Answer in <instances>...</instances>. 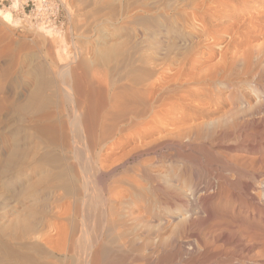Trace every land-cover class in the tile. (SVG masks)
<instances>
[{
    "label": "rangeland",
    "instance_id": "374dc122",
    "mask_svg": "<svg viewBox=\"0 0 264 264\" xmlns=\"http://www.w3.org/2000/svg\"><path fill=\"white\" fill-rule=\"evenodd\" d=\"M104 1H106V0H104ZM104 1L100 2V3H102V4H100L99 1L97 3L96 0H61V2L63 4V8H62V12H61L60 21L57 24V26L49 27V28H46L43 30H37V29H34L31 27L28 20H26V15H25V17H23V16L18 15V13H13L12 22H10V23L7 22L4 19V16L2 14L7 13V12L11 13L9 8L12 7L15 0H0V50L3 51L2 55L0 56V101H1V99H4L5 104H7L8 99L11 100V101H8V103L9 102L11 103L10 107L9 106L7 107L6 105L4 107H0V168H1L0 173L8 172V174L5 173V175L4 174H2V176L0 175V182H1L0 183V186H1L0 187V193H1L0 194V216L8 215V213H9L8 219L11 223L12 222L11 220H16L15 218H17V215L18 214L20 215V213L24 209L23 202H26V204L28 206L30 204V206L33 209H35V211H36V218L35 219H37L39 224L42 225L41 227H44L45 230L46 229L49 230V227H50L49 225L52 223V221H54L51 219L53 217V215L55 214L54 210H57L59 208L61 211L59 209H58L59 211L58 210L56 211L59 214V212L61 213L63 208H64V207L62 208V206L68 204L70 206L72 205V208H70L71 210L69 209V211H68V214L70 212V214H69L70 216L67 214L69 217H67V215H65V216L61 217L60 219L55 218L56 220L54 222H58L57 224H59V222L60 223L65 222L68 219L71 220V218H73L72 220H74V218L76 216L77 219L76 218L75 219L78 220V222H79L78 224H80L79 220H81V217L82 218L85 217L86 220H88V222H86V225H88V227L92 226L91 223H92V221L96 220V218H98V220H99V221H97L98 224L102 225L103 220H100L101 214H99V212L103 209V206L99 207V205H100V203L101 204L103 203V199H101V198L104 197V193H105L104 190L106 189V186L110 187V188L112 187L114 189V191L117 190L116 187L118 186L119 188L117 187L118 188L117 191H119L121 188V185H122L121 191L123 193H124L123 189L130 186L131 188L130 187L129 188L131 189V194H127L128 199L125 198V200H126V201L124 200L125 205L124 204L123 205L127 208L132 207L134 217H138V218L141 217V218H139L140 221L138 220V222L135 221V223H134V225H136V223H137V224H139V226H137V228H135L132 231V234L129 237L130 244L132 242L131 246H129L130 245L129 244L128 247H126V249H125V247H123L124 249L122 248V250H120L121 248L115 246V249H117L115 253L117 255L115 254L116 257L114 256V258L113 257L111 258V260L108 262L109 264H122V263L123 264H127V263L130 264L131 263L132 264L133 262L134 263L136 262L135 264H137V263L138 264H146L147 259H149L150 264H254V263L255 264H264V252H263L264 242L263 241H256V240L254 241V239L249 238L250 236H249V233H247L248 231L247 232L245 231L246 235H245V233L242 235L240 233L241 230L234 229L231 225H230V227H231L230 228L229 225H227V223L231 220V216H232L231 211L234 209L233 207L236 205L237 210L239 209L238 211L244 213L245 215L248 213L246 215V217L244 214H241V216L244 217L243 220L245 221V224H244L245 230L250 228L249 230H252V231L264 232V212H263L264 207H262V206H264L263 205V203H264V197H263L264 196V190H263L261 184L259 183V181H257V180L255 181V179H253V178L251 179V176L247 173L246 166H248V165H244L245 167L243 166L244 167V169H243V168H241L242 165L239 168V164L233 165V163H231L232 164L231 165L230 161H229L230 158L232 157L231 161L233 162V160H234V163H235V159L231 155H235L234 157L236 158V156H238V154L241 153L240 152L241 148H247V147L256 146L259 144V142L258 143L255 142V140H257L260 137L255 132V130L257 132H260V135H261L262 128H261L260 124H259V126H260V128H259V126H257L258 124L249 123L247 130L245 129V127H247V122H245L247 120V117L249 120L251 118H249L250 117L249 112L247 113L249 116L248 115L245 116L244 107L246 105H248L249 102L254 103L256 96L253 92H255L256 87L258 88V85H260L261 81H262L261 82L262 85H260L261 86V92H264L263 91L264 90V85H263L264 77H261L262 75L264 76V73H263L264 72V69H263L264 68V65H263L264 58H260V59L257 58V60H256V57H255V59L253 60V63L256 64L257 63L256 61H258V60H259L258 62L261 61L262 63L261 62H260L261 64L257 63L258 65L256 64V66L254 64V66H255V68H253L254 70L252 71V73L250 75H248V76H250V78L249 77L246 78V77L242 76L243 75L242 74V66L237 67L235 70L233 69L235 71V73H234V71L232 73H230L229 71H227L229 67L227 68V66H226L227 64H226L225 70H223L224 65H223V68H222V66L220 67L221 69L218 68L219 69L218 72L215 68L211 69L212 71L210 70L208 75L205 76L203 79H201L202 81H198L199 84H198V82H196V83L190 82L189 84H185L184 87H187V86L191 87L190 85H192V87H191L192 90L195 89L194 92H196L197 95H195V96H197V97H194V98L198 99L195 102V104L198 105L199 107L202 105L201 108L209 110L208 111L209 113L205 112L206 113L205 119L203 121H200L203 124H204V122L207 123V124L205 123L206 125L201 124L202 126L199 127L200 128L199 133L202 132L201 133L202 141L199 138L200 140L198 139L197 141H193V142H191V145H189L190 143L185 141L188 139L184 138V139H182L183 141H185V142L182 141L183 145L180 143H177V141H172V142L168 143L167 145H164L163 147L156 148L157 150L155 149L153 152L151 151L149 154L146 153L142 156L138 155V157H137V155L135 157L134 154L129 155L130 157L133 156V158H130L129 156L126 157V159L123 160L125 163L123 161H121L119 164H117L116 169L114 168L115 171L112 169L113 171H111L112 172V173H110L111 175L106 173V172H108V170H107L105 172L106 174L103 172V174H105V175H103L104 180H101V179H100V181H99V179H96L97 181L95 180L96 186H98V187H96L97 190L92 189L94 192L92 190H90V191H92L93 195L90 196V194H92L90 192L87 195V197L84 198V200H83L84 202H82V203H85V205H83L84 207H82L84 209V210H82V212H81V208L79 211L78 207L77 208L75 207L76 206L75 201H78V199H75V197H73L75 199L74 200L72 198V196H70V195H69L70 198L66 197V196H68V194L66 193V191L63 187L61 188L62 183L54 177L55 175L57 177L58 170H61L59 167L56 168L58 170L55 169V167H57L58 165H55V163H52L51 165H53V166H51L49 164L51 162L46 163V162L41 161L40 157H42L44 152L39 151L38 149L43 148L44 145H41L40 143L38 144L40 139L34 133V130H33L34 129L33 125H34L35 121H33V118H31V116H32L31 114H28L25 111H21L18 109L19 104L24 103L25 100L30 95V93L34 90L35 85H34L33 80H32V77L34 75V72L32 69L33 63H37L38 60L39 61L41 60L42 62L45 63V67L47 68V72L51 71L52 73H56V72L58 73L63 66L70 64V62H72V59L74 60L75 59L74 57H76L77 58V61H76L77 64L80 63L81 61L86 62L87 66H88V73H89L88 76H90L89 77L90 80H92V81L94 80L96 82H99L100 79L101 80L105 79L104 78L105 73L106 74L109 73L108 70L106 69L107 68L106 67L107 59L105 57V54H103V51L105 49H107L109 46H111V44L114 42L131 38L132 35L133 36L135 35L136 30L139 33L138 39H141V41H142V38H144L143 33L145 32V26L147 24H149L152 27V31H153L152 41H153V47L154 48H161L162 50L173 49L175 51H178V50L182 51V52L186 53L187 55L191 54L193 57L191 56L192 59H191L190 63L192 64V61L194 62V60L197 59V60H195L193 65H196L200 70L202 69V71H205V69L208 70V68L217 64V62L220 58V55H219L220 48L217 46L218 43L216 44V42L218 41L220 36L222 37L223 40H228V35H226L227 34L226 32H228L229 27H231V23L233 24V21L237 20V18H239V17L240 18L241 17L247 18V17H250L251 14H252V16H256L258 14V12H260V9L258 10L254 6L252 7L250 5H245L243 9H240V11L238 12L237 17L235 19V17H232V16L228 17L227 15H224L223 13H219V12H221L222 7L215 9V7H214L215 4H214V2H212V0H207V4L205 6L206 9L204 8L203 2L202 1L200 2V0H141V1L140 0H107L108 3H105ZM153 2H154V4H153ZM127 3L129 5H132L134 3L133 5L137 6V7L138 6L147 7V5H148V10H147V8H145L146 9L145 12L139 11V14L142 13L140 15L141 17L138 14V16L140 18H138L137 20H135L131 24L127 25V24H124L122 22H115L114 17L111 16V12H113V13H114V11L116 12V10H119L121 6H123ZM199 4H201L202 6H200ZM250 10H251V12H250ZM107 14H109V16H107ZM221 20H223V21H221ZM201 24H202V26H201ZM219 24H220V26H219ZM224 27L225 28L227 27L226 28L227 30ZM204 28L205 29L207 28V29L205 30ZM218 30H219V32L221 30H224V32L221 31L224 34L219 33ZM230 31H231V29L229 30V32ZM40 38H42V40ZM55 41L56 42L58 41L59 43L58 42L56 43ZM261 42H264V40H261ZM58 46H60L64 50L58 51L56 48ZM222 47H224V45ZM227 52H228L227 54H229V53L230 54L229 55L226 54V57L230 58L232 56V53L228 50H227ZM215 54H216V56L214 57L213 55H215ZM218 55H219V57H217ZM215 58H217V59H215ZM214 60H215L216 64H215ZM17 61L19 62V64L17 66H14L15 67V69H14V67L12 66L13 62L15 63ZM196 61H198L199 65L197 64ZM226 61H228V59ZM229 61H230V59H229ZM76 63L71 64V67H74V66L76 67L77 66ZM208 64H209V66H208ZM211 64H213V65L211 66ZM259 64L262 66V68L260 67ZM216 67H218V66H216ZM258 67H260L261 69ZM72 69H74V68H72ZM102 69L104 71H107V72L104 73V71ZM93 72H94V74H93ZM100 72L103 73V76H102V73L100 74ZM219 72H222V73L224 72V73L222 74ZM227 73L228 74L230 73V76H226L227 78H229V77L232 78L233 74L234 75L238 74L240 76L239 77L240 79L234 80V79L229 78V81H227L228 79L224 76V74L228 75ZM258 73L259 74L261 73V75H259ZM255 74L257 75L256 77H255ZM216 75H218V76H216ZM222 75H223L224 79L222 78ZM251 75H252V77H251ZM107 77H108V75H107ZM258 77H259V79L261 77L262 80L261 79L259 80ZM91 78H94V79H91ZM241 78H242V81H239V80H241ZM98 79H99V81H98ZM244 79H246V80H244ZM57 80H58L57 84H60V82H61L60 78ZM230 80H231V82H230ZM232 80H234V81H232ZM243 81H246L248 83V85L246 82H243ZM106 82L109 83L110 81L107 79ZM233 84H234V86H233ZM240 85H242V87ZM250 87H252V88H250ZM240 90L241 91L244 90L245 92L244 91L241 92ZM238 91H240V92H238ZM238 94H240V97ZM244 94H246L247 96ZM243 95L245 96V97H243L244 99L241 97ZM232 96H234V97H232ZM235 97H237V98H235ZM59 98H60L59 100H61L60 101V105H61L60 111L63 112L64 122H66L65 123L66 129L68 132H70V134L74 133L73 132L74 128H72L71 125L69 127V124H68L69 122L67 121V120H70L69 118H71L70 116H72V111L70 110L71 104L65 100L64 96H62V93H61V96ZM246 98H248V100ZM64 101H66V103ZM231 101H232V103H231ZM63 102L68 106H66ZM205 102L206 103L208 102L209 105L206 104ZM224 102H226V103H224ZM204 105L208 108H206ZM236 107L237 108L239 107V108L237 109ZM232 109H233V112H232ZM240 110H242L243 114L241 113ZM210 111L212 113L214 111L213 115ZM263 112H264V110L261 112H257L260 115H257V113H255L256 117H254L255 114H253L254 116L253 115L252 116L255 119L257 118V116H259L256 119L257 121H259L260 118H263V115H264ZM230 113H233V114L236 113V115H234V117H235L234 120H232L234 117L231 116L233 114H230ZM238 113L242 116H240ZM237 116H238V118H237ZM244 117H245V121L243 120ZM239 119L242 121L240 122ZM208 121L210 122L211 126L208 125L209 124ZM239 122L241 123L242 131L239 128V125H240ZM232 124L238 125V128H237V126H234ZM231 125L236 128L235 131H233L234 127H232ZM203 126L204 127L206 126L205 129L203 128ZM209 126L211 127V129L209 128ZM243 126H244V130H243ZM256 126H257V128H256ZM214 128H215V131L213 130L212 131L213 135H211V130ZM216 128H217V130H216ZM219 128H222V129H219ZM206 129L208 131L210 130V132L206 131ZM70 130H72V131H70ZM221 130L224 131V134L222 133L223 131H221ZM237 130H239V132ZM225 131H227L229 134H227V132L225 133ZM230 131H231V133H230ZM218 132H220L221 134L219 133L220 134L219 135ZM235 132H237L238 134ZM246 132L248 133V135ZM206 133H207V137L208 138L210 137L209 141H206L208 139L205 136ZM233 133H235V135H233ZM243 133H245V134L243 135ZM202 134H204V135L202 136ZM208 134H209V136H208ZM222 134L225 137L224 136L222 137L221 136ZM217 135L220 136L221 138L220 137H219L220 139L217 138L218 137ZM226 135H228V137ZM242 135H243V137H242ZM245 135L250 137V138L248 137L249 140L246 138L247 136H245ZM211 136H213V137L215 136L214 137L215 140L218 139V141H215L213 137L211 138ZM234 136H235V138H234ZM237 136L239 137V139H237ZM255 137L257 139H255ZM71 138H72V136H71ZM223 138H225V139H223ZM211 139L215 143H213L211 141ZM245 139H247V141ZM246 142L248 145L245 144ZM195 143H197V144H195ZM79 144L80 143H77L78 146H79ZM173 146H175V147L177 146V147L176 148L174 147L172 149ZM188 146H190V147H188ZM179 147L180 148L183 147V148L180 149ZM187 147H188V149H187ZM15 148H17V152H16L17 153V159H16L17 161H14L13 164L6 166L7 165L6 160L12 154V152L15 150ZM81 148L82 147H80L79 148L80 150L78 149V151H77L78 160L80 161V164H79V161L78 160L77 161H78V164L80 166H82V164L84 163L83 161L85 160V154H86L85 153L86 151L82 150ZM177 148L181 152L180 157L179 156L177 157V155L175 154L178 150ZM37 151H38V153L40 152L42 155H40V153L35 154V152H37ZM167 152H168V154L166 155ZM185 152H187V153H185ZM153 153H154V155H153ZM169 153H171L172 155L174 153L173 156H175V158L172 156V158L170 159L169 156L171 157V154H169ZM69 155L71 157L70 163H69L71 165H69V166L71 167L72 164H77V162H75V156L74 155H72V154H69ZM120 155H121V153H120ZM224 155H225V157L229 158V159H227L228 161L226 160ZM164 157H165V159H164ZM224 158H225L227 163L225 161H223ZM4 160H5V163L3 162ZM143 160L144 161L150 160L149 164H153V162L156 161L157 165L160 167V168L155 167V166H157L156 162H155V165H151V167L154 166V167H152V169H151V167H149L150 168L149 170H152V171L154 170V173L152 172L153 175H152L151 180H147L148 179L147 177L142 178L139 173L134 174L133 172L130 171L132 166L134 167V166L140 165L141 163H144ZM123 163H124V165H121ZM146 164H148V162H146ZM11 165H12V168H14V169H11V167H10ZM120 165H121V167H120ZM76 166L77 165H75L74 167H76ZM232 166L234 167V169L236 168L234 170L235 172L233 171ZM231 167H232V169H231ZM9 168L11 169V171ZM61 168L68 169V167H66V166H64V167L62 166ZM155 168H157V170ZM45 169L48 170L49 172H47ZM52 169H54V171ZM73 169L77 170L78 167L73 168ZM128 169H130V170H128ZM164 169H165V171H162ZM168 169L171 173L168 171ZM242 169H243V171H242ZM247 169H249V168L247 167ZM125 170L127 172L130 171L131 173L130 172L126 173ZM155 170L158 172H156ZM2 171H5V172H2ZM43 172L44 173L47 172L48 175L46 173V176H45V174ZM50 172L52 173L51 174L52 178H50L51 180H48L49 179L48 177L51 176L49 174ZM109 172H110V170H109ZM159 172L161 174V177H160V175L155 174V173L159 174ZM239 172H240V175L238 174ZM243 172L246 175H244V174L242 175ZM135 173H137V172H135ZM162 174H164V176H167V177L163 178L164 176ZM154 175H155V177H154ZM8 176H9V178H8ZM122 177H125V178L129 177L128 179L132 178V180L134 179L135 182H138V183L140 182L142 185L136 183V185L137 184L141 185V187L138 185H137L138 186L137 187L134 185L135 184V183H133L134 181L131 183L126 182L125 183L126 185L124 183L119 184V182L122 181ZM135 178H136V180H135ZM156 178H158V179H156ZM118 179L121 181H119ZM250 179H251V183H250ZM53 180H55V181H53ZM152 180H153V182H152ZM253 180L255 181V184H257V186L253 183L254 182ZM52 181H53L54 185L52 184ZM100 182H102V183H100ZM149 182H151V184ZM158 182L160 183V185L158 184ZM57 183H60V184H58V186H60V187L57 186ZM97 183H100L99 185L102 184L101 186H104L103 187L104 190L101 189L102 187L97 185ZM153 183L155 186L153 185ZM155 183L159 187L156 186ZM161 183L163 185H161ZM8 184H11V185L8 186ZM108 184H110V186ZM244 184H245V187H246V185H248L247 187L251 186V187H249L250 189L245 188L243 186ZM51 185L54 187H52ZM143 185H144V187H146V191L144 190L145 188H143V191H142ZM49 186H51V187H49ZM56 186H57V188H55ZM132 186H135L137 188V191H136V188L135 187L133 188ZM172 186H174V187H172ZM164 187H165V189H167V188H170V189L164 191L165 190ZM191 187H194V188L196 187V188H195V190H193L194 188L192 189ZM218 187H220V188H218ZM221 187H222V189H221ZM44 188H46L47 190ZM98 188L100 189V191L98 190ZM147 188H148V190H147ZM151 189H152V191H151ZM158 189L159 190L161 189L160 191H162V192H160ZM187 189H189V190H187ZM44 190H45V192H44ZM132 190L134 192H132ZM138 190H139V192L140 191L141 192L139 193ZM175 190H177V192ZM101 191H102V193L103 192L104 193L102 194ZM121 191H119L118 193L123 194ZM173 191L176 192V195H175V192H173ZM189 191H191V192H189ZM192 191H196L194 197L191 195ZM197 191L199 194L197 193ZM163 192H164V194H163ZM170 192L172 194L171 196H170ZM180 192H182L181 193L182 196H180V194H179ZM148 193H149V195H148ZM95 194H97V196ZM145 194H147V195H145ZM159 194L160 195L163 194L162 195L163 198L160 197ZM165 194H167V195H165ZM130 195L133 196V198L135 195L136 198L129 199ZM186 195H188V196H186ZM168 196H170V197L168 198ZM173 196L177 197V198L175 197L176 201H174ZM252 196L253 197L255 196L254 199L252 198ZM91 197L93 199H90ZM178 197L183 198L185 200L183 201V199L181 200ZM184 197H186V198H184ZM46 198L50 199L51 201H46ZM65 198H67L68 201ZM87 198L90 201V203L87 200ZM187 198H188V200H187ZM170 199H172V200H170ZM178 199H180L181 203L177 202ZM52 200H53V205H52ZM54 200H55V202H54ZM56 200L58 202H56ZM86 200H87V202H85ZM130 200H132V201H130ZM138 200L140 203L144 204L145 206H148L150 204L149 205V210H150L149 214L150 215L146 214L144 212L143 205H142V207L137 209L135 202ZM190 200L192 202H195L194 204H196V205L191 203ZM206 200H207V202H206ZM251 200H253V201H251ZM44 201L47 203H44ZM73 201H74V203H73ZM127 201H128V203H127ZM159 201H160V203H162L161 205H160ZM255 201H257V202H255ZM35 202H37V203H35ZM39 202H41V203H39ZM49 202H51V203H49ZM144 202H146V203H144ZM187 202H189V204ZM233 202L236 204H234ZM252 202H253V204H252ZM33 203L37 204L38 206L37 205L33 206ZM186 203H187V205H186ZM248 203H250V204H248ZM258 203H259V206H258ZM62 204H64V205H62ZM172 204H174V205H172ZM184 204H185V206H184ZM68 205H66L64 210L68 207ZM93 205L95 208L93 207ZM169 205H171V206L169 207ZM188 205H189V207H188ZM59 206H61V207H59ZM157 206L160 208H158ZM181 206H182V208H181ZM54 207H56V208H54ZM40 208L41 209L43 208V210L45 209L44 210L45 212L48 211L49 209H50L49 211H51V212H49V211L46 212V213H50V214H48V216L46 215V217H44L45 218L44 222L47 221L46 223L42 222L43 220L40 222L41 218H39L37 216V211H39ZM261 208H263V209H261ZM36 209H38V210H36ZM72 209H74L73 212H72ZM94 209H95V211H94ZM64 210H63V212H65ZM187 210H192L195 214L194 217L196 219L193 217L194 219H192V221H194V223H192V224L183 223L187 226L186 227L182 224V221L180 219H182L186 215ZM19 211H21V212H19ZM75 211H76V213H75ZM164 212H166V213H164ZM81 213L85 214L84 217L81 216V215H83ZM100 213H102V212H100ZM197 213H198V215H197ZM74 214H75V216H74ZM156 214H159V215H156ZM77 215H79V216H77ZM148 215H149V218H148ZM64 217H66V218H64ZM92 217H95V218H92ZM169 217L171 219H174L175 222H173V220H171L170 221L171 224L169 223V225H166L167 227L165 226L166 229L158 230L157 225L163 219H167V218L169 219ZM142 218H143V220H142ZM6 219L7 218L3 219L5 221L1 220L3 222L0 221V230L9 228V222H8V219H7V221H6ZM48 220H50V224H49ZM61 220H63V221H61ZM70 220H68V221H70ZM145 220L147 221V223ZM178 220H180V221H178ZM148 221H150V222H148ZM157 221H159V222H157ZM4 222H6V223H4ZM143 222H145L146 224ZM178 222H179V224H178ZM42 223H44V224H42ZM149 223H151L150 227H149ZM176 223L178 225H180L181 227L176 225ZM145 225H147V228L145 227ZM148 228H149V230H148ZM136 229H137V231H136ZM134 231L137 233V235ZM144 231H145V233H144ZM146 232H148V234L150 233L149 237H153L156 240H154L153 238L147 237L148 234ZM234 232L237 233V235ZM79 233L81 234V232H79ZM153 233H154V235H153ZM80 234H79V236H80ZM143 234H144V236H143ZM239 235H241V239H240ZM141 236H143L142 238L144 240L141 238ZM156 236H157V238H156ZM236 238L240 241H238ZM251 239L254 242L251 241ZM259 242H261V243H259ZM152 246H153V248H152ZM249 246H250V248H249ZM129 247H132V248H129ZM247 247H248L249 251L251 250L250 255L252 254V256L255 253H257V252L259 253L262 250L260 252L261 256L259 255L260 259H259V256L255 254L254 257L256 259L253 257V259H255V260L250 262L251 260L250 261L248 260L250 258H248L246 256V252L243 253V251L246 250ZM262 247H263V249H262ZM128 248L130 250L127 251ZM118 249L120 250L119 253H118ZM240 249H242V250L244 249V250L242 251ZM78 251L79 250L77 249L76 253H78ZM158 251H159V253H158ZM23 252H25V251H23ZM262 252H263V254H262ZM125 255H127V256H125ZM124 256L126 257V259H128V258L129 259L131 258V259L130 260L128 259L126 261ZM245 256L248 259H246ZM262 256H263V258H261ZM143 257H144V259H143ZM257 259H258V261H257ZM123 261H126V263Z\"/></svg>",
    "mask_w": 264,
    "mask_h": 264
},
{
    "label": "bare ground",
    "instance_id": "6f19581e",
    "mask_svg": "<svg viewBox=\"0 0 264 264\" xmlns=\"http://www.w3.org/2000/svg\"><path fill=\"white\" fill-rule=\"evenodd\" d=\"M96 1H97V3L99 1V3H100V2H103L104 0H96ZM201 1L203 2L204 8H205V6L207 4V0H200V2ZM104 2L108 3L107 0ZM212 2H214V4H215V6L213 5L215 7V9L222 7L221 12H219V13H223L224 15H227L228 17H231V16L235 17V19L237 17L238 12L240 11V9H243L245 5H250L252 7L254 6L256 9H258V10L260 9V12H258L257 15L255 14L256 16H252V14H251L250 17H247V18H244V17L240 18L239 17V18H237V20H234V21L232 20L233 24L231 23V27H229V30L231 29V31L229 32V30H228L229 33L226 32L227 33L226 35H228V40H223L222 37L219 35L220 38L216 42V44L218 43L217 46L220 48V51H219L220 58H219L217 64L214 60L216 65L212 66L213 64H211L212 67L208 68V70L205 69V71H202V69L200 70L196 65H193V63L197 59H195L194 62L192 61V64H191L190 63L191 59H192L191 54H189L190 55L189 56L186 53L179 51V50L178 51H175L173 49L162 50L161 48H154L153 47V41H152L153 31H152V27L149 24H147L145 26V32L143 33L144 38H142V41H141V39H138L139 33L136 30L135 35L134 36L132 35L131 38L114 42L111 44V46H109L107 49H105L103 51V54H105V57L107 59V65H106L107 68L106 69L108 70L109 73L106 74L105 72H107V71H104L102 69L106 75L104 74L105 79H103V80H101L99 78L100 79V81L98 79L99 82H96L94 80L93 81L90 80V78H89L90 76H88L89 73H88V66H87L86 62L81 61L80 63L77 64L76 63V61H77L76 57H74L75 58L74 60L72 59V62H70V64L63 66L58 73L57 72L52 73L51 71L47 72V68L45 67V63L42 62L41 60L40 61L38 60L37 63H33L32 69H33L34 75L32 77V80H33V83L35 85L34 90L30 93V95L28 96V98L25 100L24 103L19 104L18 109L21 111H25L26 113L32 115L31 118H33V121H35V123L33 125V127H34L33 130H34V133L40 139L38 144L40 143L41 145H44L43 148L38 149L39 151L44 152V153L42 152L43 155L39 152L40 155H42V157H40L41 161L46 162V163L51 162V163H49L50 165L52 163H55V165H58L57 167H55V169L59 167L61 170L56 169V170H58L57 177H56V175L54 177L62 183L61 188L63 187L65 189L66 193L68 194V196H66V197H69V195H70V196H72V198L75 197V199H78V201H75L76 206L75 205L74 206L76 208L78 207L79 211H80V208H81V212H82V210H84L82 208V207H84L83 205H85V203H82V202H84L83 201L84 198H86L90 192L92 193V191H93L92 189L97 190L96 187H98V186H96L95 180L96 179H99V181H100V179L104 180L103 175H105L106 173L107 174L112 173L111 171H113L114 168L116 169V165L119 164L124 159H126V157H128L129 155L134 154L135 157H136V155L138 157V155L142 156L146 153L149 154L151 151L153 152L156 148L163 147L164 145H167L168 143H170L172 141H177V143H180V144L187 141L190 143L189 145H191V142L197 141L199 138L200 139L202 138L201 137L202 132L199 133V129H200L199 127H201L202 126L201 124H203V123H201L200 121H203L205 119V115H206L205 112H208L209 110L201 108L202 105L199 107L198 105L195 104V102L198 100V99L194 98V97H197V96H195V95H197L196 92H194L195 89L192 90V88H191L192 85H190L191 87H189V86L184 87L185 84H189L190 82L196 83L198 81H202L201 79H203L205 76H207L211 69L215 68L218 72L219 71L218 68H220L221 66L223 68V65H224L223 70H225V68L227 66V68L229 67L227 71H229L230 73H232L237 67L242 66V74H243L242 76H244L246 78L247 77L250 78V76H248V75H250L252 73V71L254 70L253 68H255L256 64L261 62V61L258 62L259 60L256 61L257 58H259V59L264 58V42H261V40H264V0H212ZM21 3H22L21 0H15L12 7L9 8L11 13L7 12V13L2 14L4 16V19L7 22H9V23L12 22V15L15 11L20 10ZM100 4H102V3H100ZM133 4L129 5L127 3L123 6H121L119 10H116V12L118 11L117 13L115 11H114V13L111 12V16H113L115 19L114 21L115 22H122V23L128 25V24H131L132 22H134L135 20H137L138 18L141 17L140 15L142 13L139 14V11L145 12L146 11L145 8H147V10H148V5H147V7H142V6L137 7V6H134ZM153 4H154V2H153ZM201 4H199V5L202 6ZM250 12H251V10H250ZM138 14L140 17L138 16ZM107 16H109V14H107ZM221 21H223V20H221ZM202 24H201V26H202ZM219 26H220V24H219ZM31 27L34 29H37V30L46 29L45 27H37V26L34 27L33 25H31ZM221 31L224 32V30H221ZM221 31L219 32V30H218L219 33H223ZM40 39L42 40V38H40ZM223 45H224V47H222ZM56 48L58 51L64 50L60 46H58ZM227 50L232 53V56L231 57L229 56L230 58L226 57V54L228 53ZM2 53H3V51L0 50V56L2 55ZM229 54H227V55H229ZM219 55L217 57H219ZM213 56L215 57L216 54ZM255 57H256L255 61L257 62L256 64L253 63V60L255 59ZM226 58L228 59V61H226L227 60ZM215 59H217V58H215ZM229 59H230V61H229ZM196 62L198 64V61H196ZM263 62H264V60H263ZM73 63H76L77 66L75 67L73 65L74 67H71V64H73ZM18 64H19L18 61L15 63L13 62L12 66L14 67V66H17ZM254 64H255V66H254ZM263 65H264V63H263ZM208 66H209V64H208ZM216 66H218V67H216ZM260 67L262 68L261 65H260ZM260 67H258V68H260ZM72 68H74V69H72ZM14 69H15V67H14ZM101 73L102 72H100V74ZM219 73H222V72H219ZM230 73L229 74L227 73L228 75L224 74V76L225 77L230 76ZM234 73H235V71H234ZM93 74H94V72H93ZM107 75L109 78L107 77ZM252 75H251V77H252ZM259 75H261V73ZM102 76H103V73H102ZM216 76H218V75H216ZM256 76L257 75L255 74V77ZM239 77L240 76L238 74L237 75L233 74V77L232 78L229 77V78L236 80V79H240ZM261 77H264V76L262 75ZM261 77H260V79H261ZM59 78H60L61 82H60V84H57V81H58L57 79H59ZM106 78L110 81L109 83L106 82V80H107ZM222 78H223V75H222ZM229 78H227L228 79L227 81H229ZM91 79H94V78H91ZM258 79H259V77H258ZM234 80H232V81H234ZM244 80H246V79H244ZM239 81H242V78ZM230 82H231V80H230ZM243 82H246V81H243ZM261 82H260V85H262ZM263 82H264V80H263ZM198 84H199V82H198ZM247 85H248V83H247ZM260 85H258V88L256 87L255 92H253L256 96L254 103L249 102V104H250V105L248 104L249 106L244 105L245 106L244 107L245 116L248 115L247 113L249 112L250 113L249 118H251V119L249 120L248 117H247L246 121H245V117L243 119L245 122H247V127H245L246 130L248 128L249 123L258 124L257 126H259V124H260V126L262 128L261 135H260V132H257L255 130V132L260 136V137L258 136L259 137L258 139L255 137V139H257V140H255V142H257V143L259 142V144L256 146L241 148L240 149L241 153H239L238 156H236V158L234 157L235 155H231L235 159V163H234V160H233V162L231 161L232 160L231 156H230L231 158L229 161H230V164L233 163V165L239 164V168L242 165L241 168H243V169L245 167L244 165H248V166H246L247 173L251 176V179L253 178V179H255V181L256 180L259 181V183L261 184V186L264 190V115H263L264 112L262 114L263 118H260L259 121L256 120L259 116H257L256 119L254 118V117H256L255 113L261 112L264 110V92H261V86ZM263 85H264V83H263ZM233 86H234V84H233ZM240 86L242 87V85H240ZM250 88H252V87H250ZM240 91H238V92H240ZM243 91L244 90H242L241 92H243ZM61 93H62V96H64L65 100L71 104L70 110L72 111V116H70L71 117V118H69L70 120H67L69 122L68 123L69 127L71 125L72 128H74V131H73L74 133H71V134L66 129V124H65L66 122H64V115H63V112L60 111V107H61L60 101L61 100H59L60 99L59 97L61 96ZM238 95L240 97V94H238ZM244 95H246V94H244ZM244 95L241 97L242 98L245 97ZM232 97H234V96H232ZM235 98H237V97H235ZM246 99L248 100V98H246ZM8 101H11V100L8 99ZM8 101H7V104H5V100L1 99L0 107H4L5 105L7 107L8 106L10 107L11 103L10 102L8 103ZM66 101H64V102L66 103ZM224 103H226V102H224ZM231 103H232V101H231ZM206 104H208V102ZM66 106H68V105H66ZM206 108H208V107H206ZM240 111L242 113V110H240ZM232 112H233V109H232ZM213 113H214V111H213ZM213 113H212V115H213ZM230 114H233V113H230ZM253 114H255V116ZM234 115H236V113L231 115V116L234 117ZM257 115H260V114L257 113ZM240 116H242V115H240ZM237 118H238V116H237ZM234 119H235V117L232 120H234ZM239 121L241 122L242 120L239 119ZM205 123L206 122H204V124ZM208 125L211 126L210 122ZM232 125H234V124H232ZM210 126H209V128L211 129ZM234 126H237V128H238V125H234ZM234 126H232V127H234ZM244 126H243V130H244ZM257 126H256V128H257ZM260 126H259V128H260ZM205 127L203 126L204 129H205ZM239 128L242 131L241 123L239 125ZM219 129H222V128H219ZM235 129L236 128L234 127L233 131H235ZM213 130L215 131V128L211 130V135H213L212 134ZM216 130H217V128H216ZM70 131H72V130H70ZM206 131H208V130L206 129ZM221 131H223V130H221ZM231 131H230V133H231ZM237 131L239 132V130H237ZM208 132H210V130ZM226 132L227 131H225V133ZM219 133L220 132H218V134ZM222 133L224 134V131ZM235 133H237V132H235ZM235 133H233V135H235ZM209 134H208V136H209ZM223 134L221 135L222 137L224 136ZM227 134H229V133L227 132ZM244 134L245 133H243V135ZM203 135L204 134H202V136ZM243 135H242V137H243ZM247 135H248V133H247ZM247 135H245V136H247ZM71 136H72V138H71ZM205 136L207 137V133ZM226 136L228 137V135H226ZM212 137L213 136H211V138ZM219 137L220 136H218L217 138H219ZM248 137L249 136H247L246 138L249 140L250 137L249 138ZM184 138H186L188 140L183 141L182 139H184ZM209 138L206 141H209ZM234 138H235V136H234ZM223 139H225V138H223ZM237 139H239L238 136H237ZM247 139H245V140L247 141ZM214 140H215V138H214ZM201 141H202V139H201ZM211 141H212V139H211ZM215 141H218V139ZM77 143H80L79 146L77 145ZM213 143H215V142H213ZM195 144H197V143H195ZM245 144H247V142ZM78 147L79 148L82 147L81 149L86 151L85 152L86 153L85 154V160L83 161L85 164L83 163L82 166L79 165L80 161L78 160V155H77V151L79 149ZM174 147L175 146H173L172 149ZM188 147H190V146H188ZM188 147H187V149H188ZM182 148H180V149H182ZM16 152H17V148H15V150L12 152V154L7 158V160H6L7 165L5 164L6 166H9L10 164H13L14 161H17L16 160L17 159V153ZM36 153L39 154L38 151L35 152V154ZM120 153H121V155H120ZM185 153H187V152H185ZM69 154H72L75 156V162H77V164H72V166L77 165L76 167H74V166L70 167L69 166V165H71V164H69L70 158H71ZM167 154H168V152L166 153V155ZM169 154H171V153H169ZM175 154L177 155V157L181 156L180 155L181 152L179 151V149L177 150V152ZM153 155H154V153H153ZM173 155H174V153H173ZM173 155L171 154V157L169 156V158L171 159ZM173 157L175 158V156H173ZM224 157H225V155H224ZM130 158H133V156H131ZM225 158H226V160L229 159L228 157H225ZM225 158L223 159V161L226 162ZM164 159H165V157H164ZM77 160L79 161V164H78ZM3 162L5 163V160ZM146 162H148V164H146ZM149 162H150V160L144 161V163H141L138 166H134V167L132 166L131 170L130 169H128V170H130L134 174L139 173L142 178L147 177L148 178L147 180H151L152 175L154 173V170L153 171L149 170L150 169L149 167H151V165H155L156 161H154L153 164H149ZM124 163L121 165H124ZM121 165H120V167H121ZM156 165H157V162H156ZM51 166H53V165H51ZM62 166L68 167L69 170L65 169V168H61ZM10 167H11V169H14V168H12V165ZM77 167H78L77 170L73 169V168H77ZM152 167H154V166H152ZM152 167H151V169H152ZM155 167H159V166L157 165ZM232 167H231V169H232ZM247 167L249 169H247ZM11 169H10V171H11ZM155 169L157 170V168H155ZM235 169L233 167V171ZM243 169H242V171H243ZM52 170L54 171V169H52ZM107 170H108V172L110 170V172L109 173L106 172ZM126 170H125L126 173L130 172V171L127 172ZM46 171L49 172L48 170H46ZM162 171H165V169ZM168 171H169V169H168ZM0 172H1V168H0ZM2 172H5V171H2ZM47 172H45V173L43 172L45 174V176H46ZM103 172L104 173L106 172V173L103 174ZM135 172H137V173H135ZM156 172H158V171H156ZM5 173L8 174V172H5ZM5 173H0V175L1 176H2V174L5 175ZM49 174L51 175L52 173L50 172ZM155 174L160 175V177H161L160 172H159V174H157V173H155ZM238 174L240 175V172ZM243 174H244V172L242 173V175ZM47 175H48V173H47ZM162 175L164 176V174H162ZM244 175H246V174H244ZM154 177H155V175H154ZM165 177H167V176H164L163 178H165ZM8 178H9V176H8ZM48 178H49L48 180H51L50 178H52V175L49 176ZM128 178L122 177V181L118 179L119 181H121V182H119V184H122V183L125 184L126 182L131 183L134 181V179L132 180V178H130V179H128ZM156 179H158V178H156ZM251 179H250V183H251ZM55 180H53V181H55ZM135 180H136V178H135ZM53 181H52V184H53ZM255 181L253 182L254 184H255ZM152 182H153V180H152ZM100 183H102V182H100ZM100 183H97V185H99ZM133 183H135L134 184L135 186H137L138 184H141L140 182L138 183L135 181ZM136 183H138V184L136 185ZM149 183L151 184V182H149ZM162 183H161V185H163ZM58 184H60V183H57V186H58ZM158 184L160 185L159 182H158ZM10 185L11 184H8V186H10ZM101 185H99V186H101ZM108 185L110 186V184H108ZM141 185H138V186L141 187ZM153 185H154V183H153ZM255 185L257 186V184H255ZM51 186H49V187H51ZM57 186L55 188H57ZM135 186H132V187L134 188ZM156 186H158V185L156 184ZM243 186L245 187V184ZM247 186L248 185H246L245 188L251 187V186H249V187H247ZM52 187H54V186H52ZM58 187H60V186H58ZM101 187L100 188L104 190V188H103L104 186H101ZM117 187H116V189L118 190L119 187L118 188ZM129 187L124 188L125 190L123 189V191H124V193H123L121 191L122 190L121 189L122 185H121V188L119 191H121L123 194H121V193L119 194L118 193L119 191H117V190L114 191V189L112 187L110 188V187L106 186V189L104 190L105 193L103 192L104 197L101 198V199H103V203H102L103 205L101 203L99 205V207L103 206V209L100 211L102 213L99 212V214H101V217H100L101 219L100 218L99 219L103 220L102 225L98 224L97 221H99V220H98V218H96V220L92 221L91 227H88V225H86V222H88V220H86V218L84 217V215H85L84 213H81V214H83L81 216H83L84 218L81 217V220H79L80 224H78L79 222H78V220H76L77 218H76L75 214H74V216L76 219L74 218V220H72L73 218H71V220L68 219L70 221L66 220L65 222H61V223L59 222V224H57L58 222H54L57 218L60 219L61 217L67 215L69 209L72 208V205L70 206V205L66 204V205H68V207L64 210L66 205L62 204V205H64V206H62V208L64 207L63 210L65 212H63V210H62L63 213L59 212V214H58L56 211L59 208L57 210H54L55 211V214L53 215L54 218L51 216L52 217L51 219L54 221L51 220L52 223L50 224V220H48V222L50 224L49 226L51 228L48 226L49 230H47V229L45 230L44 227H41L42 225L39 224L37 219H35L36 218L35 209H33L30 206V204L28 206L26 204V202H23L24 209L22 210V212L19 211L21 213H20V215L18 214L19 216L17 215V218H15L16 220H11L12 222L10 223V221L8 219L9 213H8V215L0 216V221L7 218L8 222H9V228L0 230V264H109L108 262L111 260L112 257L114 258L115 254H116L115 252L117 249H115V246L121 248L120 250H122L123 247H125V249H126V247H128V245L130 244L129 237L131 236L132 231L135 228H137V226H139V224L136 223V225H134V223H135V221L138 222L139 218H141V217H139V218L134 217L132 207L127 208L124 206L125 205V202H124L125 198L128 199L127 194H131V189H130L131 187L130 188ZM172 187H174V186H172ZM143 188H145L144 190L146 191V187H144V185L142 187V191H143ZM191 188L193 189L194 187H191ZM195 188L193 190H195ZM218 188H220V187H218ZM44 189H46V188H44ZM164 189H165V187H164ZM168 189H170V188H167L164 191H166ZM221 189H222V187H221ZM90 190H92V191H90ZM98 190L100 191L99 188H98ZM147 190H148V188H147ZM187 190H189V189H187ZM136 191H137V188H136ZM151 191H152V189H151ZM175 191L177 192V190H175ZM175 191H173V192H175ZM44 192H45V190H44ZM132 192H134V191L132 190ZM138 192H139V190H138ZM160 192H162V191H160ZM176 192H175V195H176ZM189 192H191V191H189ZM195 192L196 191H192V193H191V195L193 197L195 196ZM101 193H102V191H101ZM181 193L182 192L179 193L180 196H182ZM197 193H198V191H197ZM163 194H164V192H163ZM163 194H161V195L159 194L160 197H162ZM91 195H93V193L90 194V196ZM95 195L97 196V194H95ZM135 195H134V198H136ZM145 195H147V194H145ZM148 195H149V193H148ZM165 195H167V194H165ZM171 195L172 194L170 192V196ZM170 196H168V198ZM186 196H188V195H186ZM92 197L90 199H93ZM129 197H130L129 199L133 198V196H131V195ZM175 197H174V201H176ZM254 197L252 196L253 199H254ZM178 198H180V197H178ZM184 198H186V197H184ZM47 199L48 198H46V201H51L50 199H48V200ZM65 199H67V198H65ZM180 199L182 200L183 198H180ZM180 199H178V201H177L178 203H181ZM87 200H88V198H87ZM87 200L85 202H87ZM132 200H130V201H132ZM170 200H172V199H170ZM184 200L185 199H183V201ZM187 200H188V198H187ZM67 201H68V199H67ZM128 201H127V203H128ZM251 201H253V200H251ZM54 202H55V200H54ZM56 202H58V201L56 200ZM136 202H135V204H136L137 209L142 207V205H143L144 212L146 214H149V212H150L149 205L150 204L148 206H145L144 204L140 203L139 200ZM189 202H187V203L189 204ZM206 202H207V200H206ZM255 202H257V201H255ZM35 203H37V202H35ZM39 203H41V202H39ZM44 203H47V202L44 201ZM49 203H51V202H49ZM73 203H74V201H73ZM89 203H90V201H89ZM144 203H146V202H144ZM159 203H160V201H159ZM187 203H186V205H187ZM191 203L194 204L195 202L191 201ZM161 204L162 203H160V205ZM234 204H236V203H234ZM248 204H250V203H248ZM252 204H253V202H252ZM34 205L36 206L37 204L33 203V206ZM52 205H53V200H52ZM172 205H174V204H172ZM194 205H196V204H194ZM263 205H264V203H263ZM170 206L171 205H169V207ZM184 206H185V204H184ZM258 206H259V203H258ZM59 207H61V206H59ZM93 207H94V205H93ZM188 207H189V205H188ZM262 207H264V206H262ZM54 208H56V207H54ZM158 208H160V207H158ZM181 208H182V206H181ZM233 208H232L233 210L231 211L232 212L231 213L232 214L231 220L227 223V225H229V227L231 225L234 229L241 230L240 233L242 235L245 233V231L246 232L248 231L247 233H249V236H250L249 238L254 239V241L256 240V241H263L264 242V232L260 231L261 232L260 233V232L252 231V230H249L250 228L245 230V228H244L245 221L243 220L244 217L241 216V214H244V213L238 211L239 209L237 210L236 205ZM261 209H263V208H261ZM36 210H38V209H36ZM44 210H43V208L42 209L40 208L39 211H37V216L39 218H41L40 222L42 220H43L42 222H44L45 221L44 217H46V215L48 216V214H50V213H46L50 209L46 212ZM73 211H74V209H72V212ZM94 211H95V209H94ZM49 212H51V211H49ZM75 213H76V211H75ZM164 213H166V212H164ZM69 214H70V212H69ZM68 215H67V217L70 216V215L69 216ZM149 215H148V218H149ZM156 215H159V214H156ZM194 215L195 214L192 210H187L186 215L182 219H180L182 221V224L183 223H185V224L186 223H189V224L194 223V221H192V219L195 218ZM197 215H198V213H197ZM246 215H245V217H246ZM77 216H79V215H77ZM64 218H66V217H64ZM92 218H95V217H92ZM7 219H6V221H7ZM142 220H143V218H142ZM171 220H173V222H175L174 219H171L170 217H169V219L168 218L163 219L157 225L158 230L166 229L165 226L169 225ZM180 220H178V221H180ZM3 221H5V220H3ZM3 221H1V222H3ZM61 221H63V220H61ZM46 222H44V223H46ZM148 222H150V221H148ZM157 222H159V221H157ZM4 223H6V222H4ZM44 223H42V224H44ZM143 223H145V222H143ZM146 223H147V221H146ZM151 223H149V227H150ZM178 224H179V222H178ZM178 224L176 223V225H178ZM185 224H183V225L186 226ZM178 226H180V225H178ZM145 227L147 228V225H145ZM148 230H149V228H148ZM136 231H137V229H136ZM145 231H144V233H145ZM79 232H81V234ZM146 233L148 234V232H146ZM79 234H80V236H79ZM149 234L147 237L150 236ZM235 234L237 235V233H235ZM136 235H137V233H136ZM153 235H154V233H153ZM245 235H246V233H245ZM143 236H144V234H143ZM143 236H141V238ZM239 236L241 239V235H239ZM149 238H153V237H149ZM156 238H157V236H156ZM252 239H251V241H253ZM154 240H156V239H154ZM238 241H240V240H238ZM259 243H261V242H259ZM131 245H132V242L129 246H131ZM132 247H129V248H132ZM263 247H264V245H263ZM263 247H262V249H263ZM129 248L127 249V251L130 250ZM152 248H153V246H152ZM249 248H250V246H249ZM77 249L79 250L78 253H76ZM120 250L118 249V253ZM240 250H242V249H240ZM23 251H25V252H23ZM245 252H246V256L250 259H248L246 256L245 257L249 261L251 260L250 262H252L253 260L256 259L254 257L255 254L258 256L261 254L260 252L259 253L257 252L258 254L255 253L253 256H252V254L250 255L251 250L249 251L248 247L246 248V250L243 251V253H245ZM263 252H264V250H263ZM263 252H262V254H263ZM158 253H159V251H158ZM125 256H127V255H125ZM260 256H259V259H260ZM253 257L255 259H253ZM261 258H263V256ZM125 259H126V257H125ZM128 259H126V261ZM143 259H144V257H143ZM126 261H123V262L126 263ZM257 261H258V259H257ZM135 263L133 262L132 264H135ZM147 263L150 264L149 259L146 260V264Z\"/></svg>",
    "mask_w": 264,
    "mask_h": 264
},
{
    "label": "built area",
    "instance_id": "2783aa9c",
    "mask_svg": "<svg viewBox=\"0 0 264 264\" xmlns=\"http://www.w3.org/2000/svg\"><path fill=\"white\" fill-rule=\"evenodd\" d=\"M18 15L25 17L34 27H54L60 21L63 4L61 0H21Z\"/></svg>",
    "mask_w": 264,
    "mask_h": 264
}]
</instances>
